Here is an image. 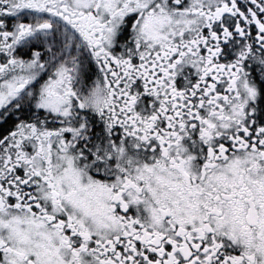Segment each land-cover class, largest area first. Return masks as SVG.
<instances>
[{"label": "snow or ice", "instance_id": "6c2138e0", "mask_svg": "<svg viewBox=\"0 0 264 264\" xmlns=\"http://www.w3.org/2000/svg\"><path fill=\"white\" fill-rule=\"evenodd\" d=\"M0 264H264V0H0Z\"/></svg>", "mask_w": 264, "mask_h": 264}]
</instances>
